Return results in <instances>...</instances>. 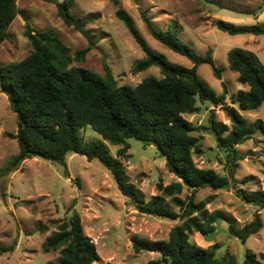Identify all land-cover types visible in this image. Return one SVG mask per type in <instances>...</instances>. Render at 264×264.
Here are the masks:
<instances>
[{
    "label": "trees",
    "instance_id": "obj_1",
    "mask_svg": "<svg viewBox=\"0 0 264 264\" xmlns=\"http://www.w3.org/2000/svg\"><path fill=\"white\" fill-rule=\"evenodd\" d=\"M40 1L54 4L61 21L91 43L86 24L70 12L73 0ZM17 14L16 0H0V45L8 39L7 30ZM115 15L144 53V58L135 62L133 73L156 67L161 77H146L134 87L119 85L107 64L103 76L73 65L84 61L89 46L72 54L54 33L39 31L25 22L23 35L31 47L29 54L19 62L0 66V92L6 96L9 108L17 118L16 132L6 136L15 140L18 147L17 154L1 171L2 176L16 171L23 161L31 158L59 163L65 171L66 157L70 154L82 155L88 161L96 159L108 170L119 192L128 198L138 213L169 221L179 220L170 229L167 240L131 237L134 252L159 254V259L147 264H237L229 253L217 257L216 245L204 249L191 243L189 237L194 233L207 236L214 232L215 223L223 220L228 223V233L245 244L262 228L259 214L255 213L251 222L238 228L231 216L221 211L209 212L203 201H196V194L206 188L213 191L232 188L231 179L237 161L241 159L236 146L251 138L255 128H262L260 120L251 125L240 112L256 111L264 104V65L253 52L241 48L228 51L229 70L237 75L236 80L241 85V89L229 97L228 104L224 83L222 93L217 95L198 76L199 65L207 64L214 78L221 80L220 69L214 65L210 50L204 56L196 54L179 38L175 23L166 30H158L150 17L141 12L149 35L168 50L186 58L191 67L173 64L165 55L149 47L126 11L119 9ZM214 26L231 36L264 37V24L237 26L217 20ZM198 103L220 105L230 126L218 123L213 115L209 126H193L183 115L197 113ZM86 126L103 141L119 146L116 156H112L109 147L100 140L84 141L79 131ZM202 130L213 134L216 148L224 153L227 176L195 164L193 155L201 153V144L193 133ZM128 139L153 146L164 159L167 172L177 181L166 186L158 183V193L146 200L128 181L121 160L130 148ZM184 190L187 193L182 198ZM235 195L244 204L264 209L262 191L236 188ZM4 251L0 248V253ZM42 251L46 254L58 252L56 264H94L99 261L96 246L85 235L76 211L45 239ZM243 264H260V261L247 250Z\"/></svg>",
    "mask_w": 264,
    "mask_h": 264
},
{
    "label": "rangeland",
    "instance_id": "obj_2",
    "mask_svg": "<svg viewBox=\"0 0 264 264\" xmlns=\"http://www.w3.org/2000/svg\"><path fill=\"white\" fill-rule=\"evenodd\" d=\"M16 6L18 14L7 30L8 39L0 45V66L19 62L29 54L31 47L23 35V25L28 22L39 31L54 33L72 54L89 46L84 61L73 65L103 76L107 64L119 85L134 87L146 77L160 78L156 67L133 73L135 62L144 58V53L117 19L115 13L119 9L132 17L135 28L149 47L165 55L173 64L191 67L186 58L168 50L149 35L141 12L150 17L158 30H166L175 23L179 38L196 54L204 56L210 50L214 65L220 69L221 80L214 78L207 64L199 65L198 76L217 95L222 93L224 83L228 104L229 97L241 89L237 75L229 70L228 51L241 48L253 52L264 65L263 36H231L214 26L217 20L237 26L264 24V0H73L70 12L86 24L91 43L61 21L52 3L16 0ZM197 105V113L183 115L193 126H209L212 115L218 123L230 126L220 105ZM240 114L251 125L260 120L262 128H255L251 138L236 146L241 159L237 161L231 179L232 188L199 190L196 201H203L209 212L221 211L231 216L238 228L251 222L257 213L262 228L241 244L228 233V223L218 220L213 233L207 236L194 233L189 241L204 249L216 245L217 257L229 253L237 264H243L249 250L257 256L260 264H264V209L244 204L235 195L236 188L264 192V104L256 111ZM16 129V115L10 110L6 96L0 92V248L5 250L0 253V264H56L58 252L46 254L42 245L57 225L74 211L80 216L85 235L96 246L99 261L94 264H147L159 259L156 252H134L131 237L167 240L170 229L179 220L169 221L138 213L98 160L88 161L82 155L70 154L66 157L65 171L59 163L31 158L23 161L16 171L2 176L7 161L18 152L17 142L6 136L15 133ZM79 135L84 141L104 142L110 154L116 156L119 146L103 141L91 127L80 129ZM193 135L201 144V153L193 155L197 167L227 176L225 155L216 148L213 134L202 130ZM127 142L130 148L127 156L121 159L126 176L146 200L158 193V183L166 186L177 181L167 172L164 159L153 146L135 139ZM186 193L184 190L181 197L184 198Z\"/></svg>",
    "mask_w": 264,
    "mask_h": 264
}]
</instances>
